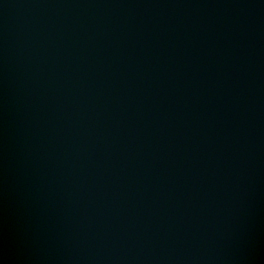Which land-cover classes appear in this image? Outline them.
<instances>
[{"label": "water", "instance_id": "1", "mask_svg": "<svg viewBox=\"0 0 264 264\" xmlns=\"http://www.w3.org/2000/svg\"><path fill=\"white\" fill-rule=\"evenodd\" d=\"M0 264H264V0H0Z\"/></svg>", "mask_w": 264, "mask_h": 264}]
</instances>
